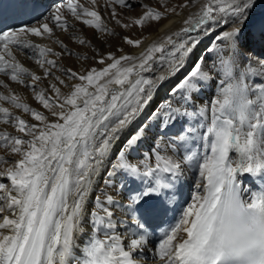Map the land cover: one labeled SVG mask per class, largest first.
<instances>
[{
	"label": "snow or ice",
	"instance_id": "1",
	"mask_svg": "<svg viewBox=\"0 0 264 264\" xmlns=\"http://www.w3.org/2000/svg\"><path fill=\"white\" fill-rule=\"evenodd\" d=\"M262 2L17 0L10 22L0 3V76L43 108L0 79V264H264ZM197 5L138 54L75 23L111 48L109 20L143 30Z\"/></svg>",
	"mask_w": 264,
	"mask_h": 264
},
{
	"label": "bare ground",
	"instance_id": "2",
	"mask_svg": "<svg viewBox=\"0 0 264 264\" xmlns=\"http://www.w3.org/2000/svg\"><path fill=\"white\" fill-rule=\"evenodd\" d=\"M100 2L102 3L103 0H100ZM198 6L199 5H197L196 7L191 8V9L183 10L180 15H171L167 19L161 20L158 24L153 23L150 26L145 27L143 30H141V29H138L137 30L134 27L132 29H130V30H127V31L126 30H122L121 28L116 27L114 25V22H112V21L109 20L108 27L115 28V31L117 33H119L118 36L108 37L107 38V43L108 44H111V46H112L111 48H108L107 47V44L102 43L101 40L96 39V35L97 34H95L93 32V30H91V29H85L84 30V29H82L80 27L81 25L79 26V24H81V23H79V22H75V23L77 25V28H79L81 30V32L85 36H87L89 39H91L92 42L94 44H96V46L98 48H100L101 51H115V49L117 47L122 46V47H124V50L126 52H132L133 54H138L140 51H143V47H146L152 41L158 40V39H163L166 35H168V34H170L172 32L177 31L180 27H182V21L186 18V16L188 15V12L189 11H192V12L196 11L197 8H198ZM99 10L101 11L102 14H104V9L102 7ZM130 13L133 16H136V14H137L135 11H131ZM262 14L263 13H261V15ZM260 18L258 16V18H257L258 21L256 22V26L253 25L254 27H252L253 28V31L256 34H259V31L260 30H262L264 32V20H263L264 18H262V19H260ZM58 34L60 35L61 39H64L66 43H69V46L72 47V48H74V50H81V49L76 48V46H74V45H72L70 43V41L68 40L67 34H64V33H62V34L58 33ZM123 35H132L134 38H139V37L143 36V38H144V46H142L139 49H133V48H130L129 46H127V45H123L122 44V41L120 40V36H123ZM257 37L260 38V40H261V41H259V39H258L260 46H264V36L263 35L262 36L259 35ZM37 42H39V43H49V41L41 42V40H38V38H37ZM16 54H17L18 59H20L21 62L26 67H29L31 70L36 71L37 74H42L40 72V70L38 69V66H36L35 63L32 60L27 59L25 56H22L19 53H16ZM63 63H64V66L65 67H77V68H79V64L76 62L75 58L64 57ZM163 67H164V65H162L160 63H157L156 65H154L153 66V74L164 72L166 69L163 70ZM0 79H4L6 83H9L11 89L14 90L15 92L19 93L24 98V102H26V103H28L30 105H32L34 103L35 106L37 105L35 107V108H37V110L43 111L42 106L39 105L33 99L32 93H31V91L29 89L24 88V87H22L20 85H17L15 83H12V82L8 81V79L6 77L0 76ZM46 84H47V82L45 81L44 84H41V85H43L42 87H44ZM1 90L2 89L0 88V92H2ZM63 90L64 91H67V89H63ZM205 99H207V97H205ZM4 106H9V105L5 104ZM32 107L34 108V106H32ZM13 111H15L17 113L18 110L13 109ZM25 116L27 117L28 115L25 114ZM23 118H24V116H23ZM5 127L6 126H4V125H0V129H3ZM9 129L10 128H7V130H9ZM11 129H10L9 132H12L13 131V130L11 131ZM153 131H155V130H153ZM172 131H175V129H173ZM13 133H14V131H13ZM0 154H3L4 155L5 154V151L3 149H0ZM18 158H19L18 156L17 157H14V159H18ZM7 166L8 165H4L2 167H7ZM2 167H0V170H2ZM0 182H1V180H0Z\"/></svg>",
	"mask_w": 264,
	"mask_h": 264
},
{
	"label": "rangeland",
	"instance_id": "3",
	"mask_svg": "<svg viewBox=\"0 0 264 264\" xmlns=\"http://www.w3.org/2000/svg\"><path fill=\"white\" fill-rule=\"evenodd\" d=\"M144 2L145 3H150V4H152L153 6H157L158 7V5L155 3V0H144ZM201 3L203 2V0H201L200 1ZM181 3H183V0H169V4H170V6L171 5H178V4H181ZM118 11H120L119 9H118ZM135 12L137 13L136 14V16H138L139 14H140V9H139V7H136V10H135ZM261 13H263L262 15H261ZM123 15L124 16H132V17H135V16H133V15H131V13L130 12H128L127 10H125L124 11V13H123ZM261 15V16H260ZM258 16H259V18L260 19H262V18H264V2H262V3H259L258 5H257V7H256V9H255V11L253 12V14H252V18H251V21H250V23H249V25H248V34L250 35V37H251V47H252V49H253V52L251 53V55L254 57V58H256V57H258V56H260V54L261 53H264V46H260V44H259V41H261L260 40V38H258L257 36H259V35H263L264 36V32L262 31V30H260L259 31V34H256L254 31H253V28L252 27H254V26H256V22L258 21L257 20V18H258ZM263 16V17H262ZM257 17V18H256ZM256 18V19H255ZM259 19V20H260ZM264 20V19H263ZM125 22H127L126 20H125ZM108 23H109V21H108ZM81 25V26H80ZM254 25V26H253ZM79 26L82 28V29H88V28H85V27H83V25L82 24H79ZM134 28H136L137 30L138 29H140V28H137V27H134ZM122 29V28H121ZM122 30H124V29H122ZM252 30V31H251ZM60 34H62V33H60ZM258 39H259V41H258ZM38 40H40L39 38H38ZM44 41H46V40H41V42H44ZM258 41V42H257ZM166 67V65H164V67H163V70L164 69H166L165 68ZM160 72V71H159ZM156 74H158V73H156ZM43 85H41V87H42ZM46 86V85H45ZM2 90V92H7V90L6 89H3V88H1ZM31 106H34V108L37 106H35V104L33 103ZM37 109V108H36ZM19 111V110H18ZM17 111V113L16 114H18V115H21L22 116V118H23V116H24V119H26V120H28L29 119V121L30 122H35V121H31V117L28 115L27 117L25 116V114L24 113H22V112H18ZM23 114V115H22ZM27 115V114H26ZM10 128V127H9ZM11 129V128H10ZM10 129L8 130V131H10ZM14 131V129H11V131ZM12 131V132H13ZM13 134H15V132L13 133ZM0 155H3V154H0ZM1 182H5V183H7V181L6 180H1Z\"/></svg>",
	"mask_w": 264,
	"mask_h": 264
}]
</instances>
